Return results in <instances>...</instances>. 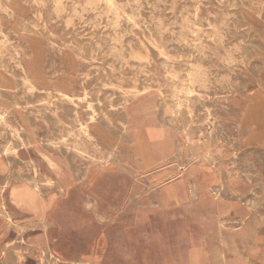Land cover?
Instances as JSON below:
<instances>
[{"label": "rangeland", "instance_id": "rangeland-1", "mask_svg": "<svg viewBox=\"0 0 264 264\" xmlns=\"http://www.w3.org/2000/svg\"><path fill=\"white\" fill-rule=\"evenodd\" d=\"M0 264H264V0H0Z\"/></svg>", "mask_w": 264, "mask_h": 264}, {"label": "bare ground", "instance_id": "bare-ground-1", "mask_svg": "<svg viewBox=\"0 0 264 264\" xmlns=\"http://www.w3.org/2000/svg\"><path fill=\"white\" fill-rule=\"evenodd\" d=\"M230 6V5H229ZM130 19V18H129ZM236 21V20H235ZM138 28V27H137ZM142 50V49H141ZM261 68V67H260ZM179 95V94H178ZM178 105V104H177ZM178 115H181L179 114V111L178 112H175L174 113V117H178ZM180 117V116H179ZM181 119V118H180ZM184 119V118H183ZM211 159V158H210ZM174 160V159H173ZM212 160V159H211ZM220 189V188H219ZM218 191V190H217ZM259 193V192H258ZM243 202V201H242ZM212 247V246H211Z\"/></svg>", "mask_w": 264, "mask_h": 264}]
</instances>
